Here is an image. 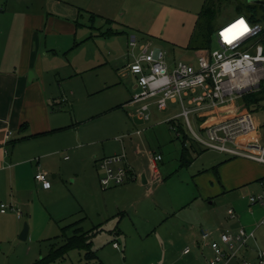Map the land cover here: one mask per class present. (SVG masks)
Masks as SVG:
<instances>
[{
  "label": "rangeland",
  "instance_id": "obj_1",
  "mask_svg": "<svg viewBox=\"0 0 264 264\" xmlns=\"http://www.w3.org/2000/svg\"><path fill=\"white\" fill-rule=\"evenodd\" d=\"M34 1L35 10L43 7V0ZM107 1L78 0L82 9H86V5L98 9ZM117 1L118 8L122 6L118 13L124 12L123 21L130 23L128 28L108 26L97 15L89 16L88 12L81 10L71 36L57 34L47 37V51H43L47 54L42 62L43 79L52 90L58 107L53 118L58 126L64 128L55 138L61 136L68 143V150L61 158H55L66 178L63 187L56 190L49 200L35 196L34 207L18 222H15L13 212L0 215V264H35L46 258L63 245V229L79 215L86 217L82 222L84 229L92 225L102 228L95 231L92 238V249L102 264H205L212 252L210 248L202 247L205 242L199 233L209 231L214 218L223 221L232 231L242 227L247 232H254V238L242 253L264 251V223L261 224L264 222V205L249 202L251 196L264 198V183H261L264 181L254 180L264 176V165L242 158L226 161L227 164L219 171L224 187L219 182L221 178L218 180V174L211 168L227 160L223 154L209 149H203L205 152L201 153L193 145L194 154H201L191 155L192 162L183 165L182 136L177 137L168 124H157L178 115L181 112L178 103L168 102L165 112L152 110L151 121L146 126L155 127L132 139L142 154L139 160L133 161L132 167L137 173L143 165L148 172V183L142 184L139 178L128 179L123 186L102 190L96 176L97 186L94 188L90 186L83 190L79 183L72 184V175H93L94 155H121V145L129 163L130 154L126 152L129 139L126 135L134 130L127 114L134 111L127 102L135 81L120 77L118 69L131 61V49L127 46L125 33L132 30L146 34L160 8L158 3L168 7L166 23L159 22L158 27L164 26L178 37L189 35L190 25L205 1L216 13L215 31L237 16L245 17L251 23L264 24V6L247 0ZM4 2L0 0V7H4ZM108 29H112L115 35H100ZM153 43L165 54L168 65L177 61H195L193 51L154 40ZM216 48L215 43L213 49ZM50 49L54 52L48 51ZM206 51L199 50L200 53ZM259 90L249 93L254 100L248 101L247 105L245 100H240V113L249 111L253 115L257 130L251 136L264 141V92ZM189 118L193 130L198 132L194 115ZM176 120L182 124L183 132L191 137L183 118L177 117ZM90 142L94 145L86 148ZM88 150L93 154L86 155ZM152 155L162 157L157 164L156 175L150 169L149 157ZM63 156H68L69 160L63 161ZM76 201H80L82 212H73ZM4 204L9 203L6 201ZM117 206L122 208L119 210L124 213L122 218L117 215ZM96 207H100L98 211ZM229 208L235 213L233 219L227 215ZM24 223L28 226V238L21 241L19 233ZM214 240L219 241V235ZM114 242L118 243L117 249L112 247ZM187 247L191 252L183 256L182 252ZM50 264H85V261L82 253L74 250Z\"/></svg>",
  "mask_w": 264,
  "mask_h": 264
},
{
  "label": "crops",
  "instance_id": "obj_2",
  "mask_svg": "<svg viewBox=\"0 0 264 264\" xmlns=\"http://www.w3.org/2000/svg\"><path fill=\"white\" fill-rule=\"evenodd\" d=\"M118 2L119 1L117 0H108L105 6L104 4H102L101 7L99 5L98 9H94L93 7L87 5L85 7L86 9H82L78 0H74V2L73 0H67L66 3L64 0H43V7L41 8L39 6L40 8L35 10L34 0H5L4 7H0V215H6L7 211L13 212L16 215L15 222H18L21 220L24 213L27 214L29 210L34 207L35 196H39V198L42 197L44 200H49L52 198L56 190L63 187V180L66 178L64 177V173L60 169L58 163L55 162V158H61V155L64 154L65 150H68V143L67 140H63L61 136L60 138H55L56 135L61 133L64 128L58 126L53 118V112L58 109V107L54 102L52 90L46 86L43 79L42 62L43 57H46L47 55L44 53L47 51V37L56 36L57 34L71 36L74 33V27H76L77 20L81 15V10L88 12L89 16L97 15V17L102 19L108 26L113 24L119 27L128 28L130 23H125V21H123L125 13L123 12L121 15L118 13L122 8V6H119L118 8ZM158 4L160 8L157 10L154 19L151 21L146 34H138L129 29V32L125 33L127 36V46L128 36L130 34H134L140 42L148 40L153 42L154 40L158 43L160 42L172 45L178 49H186L198 16H196L190 25L189 35L185 38L178 37L166 30L164 26L159 25L158 27L159 22L163 21L164 24L166 23V10L168 9L165 4ZM113 14L118 15H116L117 17H113ZM117 19L120 22L116 21ZM111 30L112 29H108L107 31H110L112 35H115V33ZM103 34L105 33L100 32V35ZM145 35L148 36L146 37ZM145 38L149 39L144 40ZM48 51L51 53L54 52L53 49ZM194 53V56H196L199 53V50L194 51ZM132 61L133 58L131 54V61L123 65L121 69H118V71L120 70V77L124 79H134L135 84L132 88L134 93L137 90L136 80L127 70V65ZM30 73L32 74L31 76L29 75ZM132 109L134 111L133 107ZM224 109L225 108L218 110V114H210L208 118L204 119L203 124H200L201 119L194 116V120L198 124V132H200L205 126L223 119ZM130 114L127 115L132 123V131L134 130L132 134L128 133L126 135V138L129 139V142L126 145V152L130 154V158L128 157L132 176V179L130 180L139 178L141 179L142 184H146L148 183V172L145 171L144 166L142 165V168L138 171L139 173H136L132 167L133 161L139 160L142 157L139 145L132 141V139L141 136L155 126H146L149 122H141L136 119L133 114ZM157 124L161 125L168 123L160 122ZM177 124L181 128L180 135L176 134L177 137L182 136V141L183 139L185 140L184 136L187 137V145H185L187 150L184 153L187 155L186 160H182L181 152V162L183 165H187L193 160L191 155L199 156L203 153L204 148H201L199 144L183 132L182 124H180V122L177 121ZM143 126H145V128H137ZM137 130H140L141 133L136 134ZM117 141L118 140H116V142ZM91 145H94V143H88L86 148L92 147ZM193 145L197 150H200L201 153L194 154L191 149ZM124 150L121 145V151L124 152ZM209 151L211 152L213 150ZM213 152L219 153L217 151ZM87 154H93V152L91 153L90 150H88L86 155ZM219 154L221 155L222 153ZM223 155L226 159H230L229 156L225 154ZM110 156L112 155H100V157H98V155H94L92 157V170L94 169L93 171H95L93 172V175L90 177L89 175H72V184H75L76 182L79 183L83 190L90 186L94 188L97 186V176L99 187L102 190L119 187L115 186L106 188L101 186L99 182L101 173L98 171L97 164L101 159ZM153 156L154 155L149 157L150 169L151 173L156 175L158 172L157 164L159 162L154 163ZM62 160L68 161L69 158L68 156H63ZM225 161L226 160L220 162L221 165L218 163L217 165L214 164L211 167L212 172L215 173L216 171L215 174H218V180L221 178V181L219 182L222 187H224L223 178L219 177V171L223 165L227 164ZM39 171L47 174L49 180L51 181L50 189H42L34 180V175ZM209 174L212 175L211 172H209ZM260 178H264V176L256 177L254 180L259 179L258 181L260 182V180H262ZM123 185H125V183ZM147 195H149V192H147ZM6 201H8L9 204L5 205L9 207L4 212H1V204H4ZM79 202L80 201H76L75 203L74 213L82 212ZM131 204L132 203L128 205V208ZM99 208L100 207H96L95 210L98 211ZM121 209V207L117 206L116 210L117 215L122 218L124 213L119 211ZM18 213H20V215H18ZM115 215L116 214H114V217ZM85 218L86 217L83 215H79L77 219L69 221L66 224V227L72 226V230L69 229L67 233L72 235V231L74 229H80L82 232H89L92 243L95 231L99 232L102 228L99 225H92L91 228L84 229L82 222ZM5 220L6 219H4V221ZM210 226L211 228L207 232L211 234L212 239H214V237H218L221 232L229 229L228 225H225V223L218 218L212 219ZM117 231L116 233L119 234V230ZM19 232L20 228L16 233L18 234ZM199 245L200 244H198V248L203 251L204 249L200 248ZM112 247L117 249L118 243L114 242ZM202 247L208 248L207 243H204V245L202 244ZM190 252L191 250L189 249L188 254H183L182 252V255L187 256ZM243 260H249L252 264H256V253L253 251L250 253L241 252L237 259L230 261L228 264H242ZM205 261V264H207L208 260Z\"/></svg>",
  "mask_w": 264,
  "mask_h": 264
},
{
  "label": "built area",
  "instance_id": "obj_3",
  "mask_svg": "<svg viewBox=\"0 0 264 264\" xmlns=\"http://www.w3.org/2000/svg\"><path fill=\"white\" fill-rule=\"evenodd\" d=\"M215 43L216 49L199 52L193 63L177 61L168 65L165 54L152 41L140 42L134 34L129 35L133 61L127 65V70L134 76L137 90L127 106L134 108L136 119L147 123L151 121L152 110L164 112L168 102L178 103L181 112L161 121L168 123L177 135L180 134L176 118L182 117L192 139L202 148L264 165V141L251 136L257 130L256 119L249 111L240 113V100L264 84V24L237 16L217 29ZM223 108V119L200 132L193 130L190 115L201 119L200 124H203L210 114H218ZM139 133L141 131L137 130L136 134ZM126 156L123 152L98 162L101 186H120L132 179ZM161 160L160 155L153 156L154 163ZM34 180L44 190L51 187L44 172H37ZM249 202L264 205V198L251 196ZM8 207L1 204V212ZM227 214L230 218L235 215L233 209L227 210ZM200 238L212 252L207 264H228L246 251L254 232L242 227L233 231L227 229L219 234L217 241L209 232L201 231ZM188 253L187 247L183 254ZM242 264L252 263L243 260ZM256 264H264V251L256 252Z\"/></svg>",
  "mask_w": 264,
  "mask_h": 264
},
{
  "label": "trees",
  "instance_id": "obj_4",
  "mask_svg": "<svg viewBox=\"0 0 264 264\" xmlns=\"http://www.w3.org/2000/svg\"><path fill=\"white\" fill-rule=\"evenodd\" d=\"M215 11L212 6L208 2H204L202 5L200 12L198 13L197 20L195 22L194 30L191 34L188 46L186 47V50L189 51H198L202 49L206 50H212L213 45L215 44V37L216 32L215 26H214V20H215ZM106 36H111L112 33L110 31L106 32ZM131 35V34H130ZM261 92H264V87H260ZM252 94L245 95L242 99L245 100V105L248 104V101H252ZM178 132L180 134L181 128L177 124ZM185 137V140L182 141V160H186V154H184L187 150L185 147L187 137ZM232 159V158H230ZM230 159H227L226 161H229ZM225 161V162H226ZM216 173V171H215ZM264 181V179L260 180ZM72 230V226L65 227L62 231V241L63 245L59 247L58 249H55L51 252L50 255H48L46 258H42L39 261L35 262V264H50L55 262L56 260L63 259L66 254H68L71 251H78L82 252V259L85 261V264H101V262L98 260L96 252L92 249V243H91V235L89 232H82L80 229H74L72 231V235L68 234V230Z\"/></svg>",
  "mask_w": 264,
  "mask_h": 264
},
{
  "label": "water",
  "instance_id": "obj_5",
  "mask_svg": "<svg viewBox=\"0 0 264 264\" xmlns=\"http://www.w3.org/2000/svg\"><path fill=\"white\" fill-rule=\"evenodd\" d=\"M248 3L254 4V5H262L264 6V1L262 0H247ZM30 76L32 75L31 73L29 74ZM28 235V226L26 223H24L23 228L19 234V240L21 241H26Z\"/></svg>",
  "mask_w": 264,
  "mask_h": 264
}]
</instances>
